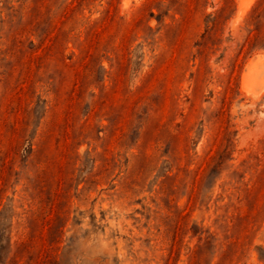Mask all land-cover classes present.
Instances as JSON below:
<instances>
[{
    "label": "rangeland",
    "instance_id": "rangeland-1",
    "mask_svg": "<svg viewBox=\"0 0 264 264\" xmlns=\"http://www.w3.org/2000/svg\"><path fill=\"white\" fill-rule=\"evenodd\" d=\"M0 264H264V0H0Z\"/></svg>",
    "mask_w": 264,
    "mask_h": 264
}]
</instances>
